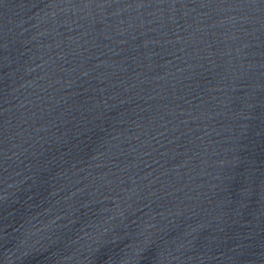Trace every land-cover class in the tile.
Masks as SVG:
<instances>
[{
    "label": "water",
    "instance_id": "water-1",
    "mask_svg": "<svg viewBox=\"0 0 264 264\" xmlns=\"http://www.w3.org/2000/svg\"><path fill=\"white\" fill-rule=\"evenodd\" d=\"M0 264H264V0H0Z\"/></svg>",
    "mask_w": 264,
    "mask_h": 264
}]
</instances>
